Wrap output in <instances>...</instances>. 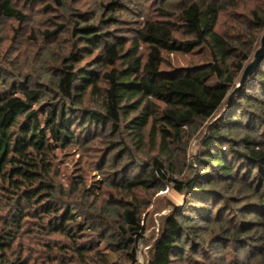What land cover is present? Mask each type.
Instances as JSON below:
<instances>
[{"label":"trees","instance_id":"16d2710c","mask_svg":"<svg viewBox=\"0 0 264 264\" xmlns=\"http://www.w3.org/2000/svg\"><path fill=\"white\" fill-rule=\"evenodd\" d=\"M20 1L63 6L62 0ZM128 1L143 20L126 36L113 32L119 0L102 3L101 25L72 22L73 44L48 84L21 79L0 64V264H30L26 248H13L29 217L64 239L56 248L47 243L43 258L57 249V264H137L147 204L134 202L135 193L168 186L183 206L160 219L148 264H175L186 244L197 255L200 231L217 244L254 252L252 264H264V60L228 101L259 46L264 4H246L243 21L231 26L235 32H219V17L234 0H150L146 14L147 1L144 7ZM1 20L20 26L27 17L12 0H0ZM55 27L44 37L66 31ZM175 54L201 61L175 66L166 61ZM95 139H107L100 167L110 173V188L128 196L121 210L107 206L96 216L106 225L96 237L123 262L109 261L93 240H83L98 231L94 217L67 198L91 196L93 188L77 175L66 193L54 179L57 150ZM192 139L198 150L188 165Z\"/></svg>","mask_w":264,"mask_h":264},{"label":"rangeland","instance_id":"374dc122","mask_svg":"<svg viewBox=\"0 0 264 264\" xmlns=\"http://www.w3.org/2000/svg\"><path fill=\"white\" fill-rule=\"evenodd\" d=\"M12 1L15 7L26 15L27 21L20 26L11 20L0 21L1 67L6 71H13V74H20L21 79L27 77L28 80H39L43 84H48L54 68H57L66 59L67 53L73 44L72 22L82 19V25L92 20L91 22L101 25L99 19L102 20L107 16L102 9V3L110 0H62V7H57L52 2L30 6L20 0ZM146 1L148 5L144 7ZM171 1L172 3L176 2V0ZM234 1L235 7L229 6L228 11L222 13L219 17L217 26L219 32H225L229 29L228 32H235L231 26L238 25L239 20L243 21L242 16L246 13V10L242 9L243 6L264 4V0H258V3H255L254 0ZM149 2L150 0H141L140 2V5L146 9L145 14L150 12ZM119 3L122 9L116 14L117 25H115L113 32L115 35L126 36L127 32L135 28L137 22L142 21L143 18H140L139 10L136 9L135 5H131L130 1L119 0ZM46 4L51 6V10L44 9ZM52 24L65 26L66 31L61 29L55 32L53 37L45 38V30L56 28ZM16 29H18V32H15ZM166 61L175 66H183L199 63L201 56L175 54L166 56ZM89 106L96 107L95 101L90 102ZM198 142L197 139H192L188 144L186 152L188 165L194 159V155L197 154ZM107 144V139H95L94 143L81 149L71 147L57 150L53 163V169L57 174L54 179L56 183L62 185V190L66 193H68L69 183L77 181L75 179L77 175L83 176L86 187L93 188L90 191L91 196L85 197L79 193L74 196L69 194L67 198L69 201H76L88 217H94L91 224H94L98 231L94 234H87L83 240H93L97 245L96 248L100 249V252L105 254L109 261L120 260L123 262L125 261L124 256L112 251L114 248H108L105 241L100 242L96 237L102 230L103 232L106 231V225L99 224L96 216L102 215L107 206H115L118 210H121L122 203L128 198L125 194L110 188V173H108L107 168L102 169L100 167L101 158L108 150ZM183 172L186 173L187 170L185 169ZM170 187L168 186L157 192L137 191L135 193L137 200L134 202H138L141 206L147 204L141 216L146 230L143 237L136 243L135 256L137 264H148L150 248L157 237L160 219L183 206L181 195L175 193ZM167 203L174 206L169 213L166 212ZM90 204L92 206H89ZM3 214H5V211L0 208V224L4 219ZM39 226V223H36L31 217L24 219L22 230L16 233L17 238L13 248L16 250L19 247L26 248L23 258L30 259V264H57L55 261L59 259L55 257L59 255L57 249L46 255L45 258L41 256V253L43 252V256H45L47 243L55 247L56 244L64 242V239L58 234L48 233ZM110 227L113 228L114 225H110ZM197 234L198 244L202 242L199 253L193 255V251L186 244L185 257L176 261L175 264H185L187 262L189 264H252L258 258V255L254 252L236 251L232 243H228L230 241L217 244V240L212 237L213 235H210V232L200 231ZM30 254L32 258H29ZM90 264H94V262L90 261Z\"/></svg>","mask_w":264,"mask_h":264},{"label":"water","instance_id":"95a60500","mask_svg":"<svg viewBox=\"0 0 264 264\" xmlns=\"http://www.w3.org/2000/svg\"><path fill=\"white\" fill-rule=\"evenodd\" d=\"M263 60H264V32L262 33L259 39L258 48L254 51L251 61L244 67L240 80L236 88L229 95L228 101H230L233 94L244 85L247 78L256 70V68L261 64ZM173 208L174 206L171 203H167L166 212L169 213V211L173 210Z\"/></svg>","mask_w":264,"mask_h":264}]
</instances>
